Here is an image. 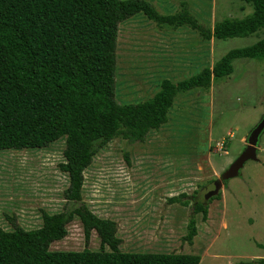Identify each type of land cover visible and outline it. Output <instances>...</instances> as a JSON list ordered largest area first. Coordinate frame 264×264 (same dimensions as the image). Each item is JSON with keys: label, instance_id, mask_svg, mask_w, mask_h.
I'll use <instances>...</instances> for the list:
<instances>
[{"label": "rangeland", "instance_id": "rangeland-1", "mask_svg": "<svg viewBox=\"0 0 264 264\" xmlns=\"http://www.w3.org/2000/svg\"><path fill=\"white\" fill-rule=\"evenodd\" d=\"M153 2L161 12L178 9L177 0ZM192 2L210 25L252 11L246 0ZM156 28L142 13L119 24L116 95L121 101L145 99L163 78L177 81L195 74L262 35L204 40L189 28ZM232 64V73L214 80L209 90L180 93L167 122L143 142L114 138L84 170L82 200L97 216L116 222L121 250L196 253L199 264H246L264 257V132L259 160L247 161L221 188V198L205 200L212 181L243 150L264 113V60L241 57ZM64 145L59 138L43 148L0 150L1 228L11 229L14 217L32 229L42 223V210H62L68 183L59 166ZM181 193L187 196L171 200ZM195 199L207 203L208 213L206 220L195 213L197 233L190 245L182 237ZM66 227L67 234L50 249H98L96 232L86 240L77 217Z\"/></svg>", "mask_w": 264, "mask_h": 264}, {"label": "trees", "instance_id": "trees-1", "mask_svg": "<svg viewBox=\"0 0 264 264\" xmlns=\"http://www.w3.org/2000/svg\"><path fill=\"white\" fill-rule=\"evenodd\" d=\"M246 1L250 13L210 25L191 0H177L178 9L168 13L153 0H0V150L43 148L63 138L59 166L68 176L62 210H42V223L32 229L14 217L9 218L11 229L0 227V264H199L196 253L121 250L116 222L97 216L82 200L83 173L114 138L143 142L167 122L180 93L209 90L214 80L232 73L234 59L264 60V0ZM138 13L155 22L156 29L189 28L204 40L262 35L195 74L177 81L163 78L145 99L124 102L116 95L118 30ZM199 212L206 220L207 203L195 199L182 237L190 245ZM76 217L86 240L96 232L98 249H50ZM246 264H264V257Z\"/></svg>", "mask_w": 264, "mask_h": 264}, {"label": "water", "instance_id": "water-1", "mask_svg": "<svg viewBox=\"0 0 264 264\" xmlns=\"http://www.w3.org/2000/svg\"><path fill=\"white\" fill-rule=\"evenodd\" d=\"M264 132V113L257 124L252 127L246 139V145L238 156L228 165V167L213 181V188L205 193V200L219 193L224 184L231 178L241 174V169L249 160L258 161L259 140Z\"/></svg>", "mask_w": 264, "mask_h": 264}, {"label": "clouds", "instance_id": "clouds-1", "mask_svg": "<svg viewBox=\"0 0 264 264\" xmlns=\"http://www.w3.org/2000/svg\"><path fill=\"white\" fill-rule=\"evenodd\" d=\"M257 155H258V153H257ZM259 158V157H258ZM225 185V184H224ZM224 187V186H223ZM210 190V189H209ZM220 192V191H219ZM206 193V192H205Z\"/></svg>", "mask_w": 264, "mask_h": 264}]
</instances>
